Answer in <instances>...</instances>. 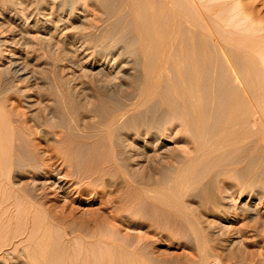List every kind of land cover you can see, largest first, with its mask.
<instances>
[{
    "label": "rangeland",
    "instance_id": "rangeland-1",
    "mask_svg": "<svg viewBox=\"0 0 264 264\" xmlns=\"http://www.w3.org/2000/svg\"><path fill=\"white\" fill-rule=\"evenodd\" d=\"M11 1L15 2L11 7L7 2L6 5H0V118H2L0 122L3 123L0 125L3 129L0 130L5 131L3 134L0 131L1 139L3 138V142L0 139V230L2 232L0 245L5 244L3 250H6L4 254L0 253V264H264L262 241L261 245L259 242L250 245L254 247V252L257 251L255 252L257 259H246L237 256L238 254L231 259L230 250L233 248L230 249V246L226 247L220 242V238L225 236V231L219 227V223H216L215 236L212 237L214 227H211V230L207 227L206 217L202 216L205 213L197 211V207L191 201L195 198L202 202L205 200L204 205H211L212 201L218 202L223 199L235 206L248 200V204L253 202L255 204L260 197H263L264 170L259 171V168L264 165L260 160L264 153V142H260L256 125L252 124L251 116L257 105V101H254L257 99L253 97L255 92L253 89L257 87V83L248 66L237 58V61L241 62L238 64H244L243 67L240 66L243 68L241 71L251 72V74L243 73L249 80L245 84L250 86L253 82L255 86L253 87L252 84V87H246L243 84L246 89L249 88L247 89L249 91L246 92L244 86L242 89L245 92L240 89L241 87L238 88L239 92L235 93L239 98L233 90L224 94L218 87V90L216 89V83H211L210 103L204 98L205 94L199 91L202 101H197L199 104L197 105L194 102L196 87L192 83L194 70L190 64V66L185 65L189 63L186 61L183 65L170 64L163 70L164 75L160 76L163 81L160 78L155 80L157 83L153 88L157 95L154 93L151 99L145 94L146 88H141L140 83L133 80L135 73L139 74V69L142 73L140 64L142 62L138 64L139 69L134 65H136L135 61L140 60L139 57L141 58L144 51L145 54L149 53L152 48L155 49V45L150 47L149 44L141 42L144 34L138 30V27L141 28L140 24H143L144 20L139 12H135L128 5L122 6L121 12L118 11L122 0H84V2L70 0L71 3L67 2L69 0ZM248 1L256 11L264 14V0ZM105 2L112 4L110 6ZM2 23L4 26H1ZM36 24L42 28L47 25L46 31L51 30L50 33L43 31L41 37ZM110 27L112 29H109ZM182 30V33L186 32L183 33L184 38H187H183L184 41L189 42L191 39V34H187L189 30L184 28ZM30 35L33 37L30 38ZM46 35L48 37H44ZM129 38L132 40L134 38V41ZM136 41L138 42L135 43ZM149 43L153 45V41L150 40ZM146 48L149 50H145ZM150 53L146 54L148 61L150 58L154 59V53L151 55ZM246 68L248 69L245 72ZM63 82L66 84L64 85ZM67 84L70 86L69 89ZM156 84L161 86L158 87ZM202 86L200 83L199 90L204 89ZM65 88L72 91L73 97L68 98L67 94L70 95L71 91L65 92ZM202 89L201 91L204 92ZM250 90L253 91V95L247 96L249 92L251 94ZM240 94L243 99L240 98ZM57 95L62 98L58 99ZM243 95L248 99L245 100ZM249 97L254 98L251 99L253 100L251 104L248 102ZM252 104H254L253 108ZM200 105L201 107H197ZM235 105L238 106L235 108ZM50 106L56 109L53 110ZM203 107L204 110L201 111L200 108ZM110 120L112 122H109ZM254 130L257 132L254 133ZM225 132L230 136L228 137ZM44 134L48 135L43 136ZM221 135H225L224 138ZM250 149L252 152H249ZM256 150L260 151L255 152ZM247 153H250L251 158ZM238 160L244 163L241 164ZM259 160L260 162L256 163ZM3 163L6 166L3 165L2 168ZM251 166L258 170L253 171ZM229 167H234L235 171L237 167L238 169L241 167V171H237V174L232 169L233 175L230 173L226 177L225 174L223 175L224 169L231 170ZM243 169L245 170L242 171ZM246 171L249 172V179L246 178L247 174H244ZM48 175H53V180L60 176L65 178L69 185H66V192L60 191L54 184H46V180H49ZM251 175L258 178L259 183ZM250 179L255 183L250 181L251 183L248 184ZM256 182L258 185H255ZM204 184L209 190H206ZM252 184L255 185L254 188ZM239 185H242L241 188L246 191L240 197L237 194L242 190ZM246 185H250L251 189L249 190ZM257 189L261 191L258 192ZM250 191L252 197L249 196ZM232 193H235L234 198L231 197ZM262 207L264 210V205ZM222 230L224 233L221 232ZM10 243L12 245H9ZM15 245L19 247L17 250H14ZM237 246L235 245L234 248ZM27 249L31 253L25 252ZM37 250H41V254Z\"/></svg>",
    "mask_w": 264,
    "mask_h": 264
},
{
    "label": "bare ground",
    "instance_id": "bare-ground-1",
    "mask_svg": "<svg viewBox=\"0 0 264 264\" xmlns=\"http://www.w3.org/2000/svg\"><path fill=\"white\" fill-rule=\"evenodd\" d=\"M19 1V0H18ZM21 1V0H20ZM28 1V0H27ZM44 1V0H43ZM63 1V0H62ZM67 1V0H66ZM72 1V0H71ZM79 1V0H78ZM90 1V0H89ZM93 1V0H92ZM99 1V0H98ZM108 1V0H106ZM5 2H7V5L8 6H13L15 2L11 1V0H8V1H5V0H0V5L3 6V5H6ZM22 2V1H21ZM25 2V1H24ZM31 3V1H29ZM33 2V1H32ZM42 2V1H41ZM67 2H70L67 1ZM84 2V0H83ZM103 4H104V1H102ZM112 3H116V1H111ZM109 3L112 4V3ZM20 3V2H19ZM27 3V2H26ZM55 3V2H54ZM71 3V2H70ZM69 3V4H70ZM73 3V2H72ZM78 3V2H77ZM82 3V2H81ZM86 3V2H85ZM106 4H108L107 2H105ZM118 3V1H117ZM18 4V3H17ZM38 4V3H36ZM64 4V3H63ZM66 4V2H65ZM68 4V3H67ZM102 4V3H101ZM120 4V3H119ZM19 5V4H18ZM27 5V4H26ZM33 5V4H32ZM31 5V6H32ZM46 5V3L44 4ZM85 5V4H84ZM108 5V6H109ZM121 7L118 9L119 12H121L123 10V7L125 5H128L129 8L131 7L132 9L135 10V12H139L141 15H142V19L144 20L143 24H140L142 25L141 28L139 29L138 27V30H141L144 34V37H141L143 38L141 40V42H144V44H149L150 47L154 46V48H152L150 52L154 53V59L150 58V60L148 61L149 58H147L146 54L149 55V53H144L143 51V55L141 56V58L139 57V61H135V64L133 65L138 68L139 65L141 64V69H143L142 73H140V69H139V74L137 75L135 73V77L133 80H135L136 82H139L140 85H141V88H146L145 90H147L145 92V94L148 96V97H151V99H153L152 97L154 96V93H155V87H154V84L157 83L155 80H157L158 78L161 79L160 76L164 75L162 74V72L164 73L163 70H165L168 65H178V64H181L183 65L184 63H186V61H188L189 63L185 64V65H188V66H192L193 70H194V76L192 79V83L195 85H193V87L196 89L195 91V97L192 95V97H194V102H196L197 104V101L201 100L202 101V98L200 93L202 92V94H205V99L207 100V103H210L209 102V98L211 96L210 94V84L211 83H216V89L217 87L220 89V91H223L221 93H224L225 92H228V91H231L233 90L234 93L237 91V93L239 92V90H243V89H246L247 86H249V84H245L246 81L248 82L249 80H247L246 76L243 75L244 71L241 69L243 68H240V66L242 65H247L248 68L251 70L252 72V77L254 78V80L256 81L257 83V87L253 89V91L255 90V92L251 91L252 88H251V94L250 92L248 94H246L247 96L248 95H253L254 93V96L257 100H254V101H257V105L256 107H254L252 104V108L254 107V112H253V117L252 119V124H255L254 127L255 129L257 128L258 130V134H259V139H260V142L263 141L264 142V14H262L261 12L259 11H256V9L253 7V5L251 3H249L248 0H122L121 2ZM21 6V5H19ZM53 6V5H52ZM57 6V5H56ZM106 6V5H105ZM103 6V7H105ZM111 6V5H110ZM114 6V5H113ZM123 6V7H122ZM29 8L30 7H27V6H24V8ZM54 7V6H53ZM74 7V6H73ZM96 7V6H95ZM23 8V9H24ZM37 8V7H36ZM63 8V7H62ZM61 8V9H62ZM18 9V8H17ZM16 9V10H17ZM39 9V8H38ZM79 9V8H78ZM105 9V8H104ZM113 9V7L111 8ZM115 9V8H114ZM35 10V9H34ZM64 10V9H62ZM74 10H76L74 8ZM110 10V9H109ZM129 10V9H128ZM11 11V10H10ZM29 11V10H28ZM27 11V12H28ZM107 11V10H106ZM1 12V11H0ZM23 12V11H22ZM43 12V11H42ZM70 12V11H69ZM74 12V11H72ZM108 12V11H107ZM126 11H124L125 13ZM128 12V11H127ZM58 13V12H57ZM111 13V12H110ZM129 13V12H128ZM30 14L32 15V13L30 12ZM106 14V13H105ZM113 14V13H111ZM127 14V13H126ZM22 15V14H21ZM20 15V16H21ZM24 15V14H23ZM22 15V16H23ZM30 15V16H31ZM37 15V14H36ZM84 15V14H83ZM118 15V14H117ZM128 15V14H127ZM44 17V15H42ZM47 16V14H46ZM59 16V14H58ZM110 16V15H108ZM112 16V15H111ZM10 17V16H9ZM12 17V16H11ZM25 17V16H24ZM113 17V16H112ZM111 17V18H112ZM123 17V15H122ZM127 17V16H126ZM129 17V16H128ZM138 17V16H137ZM136 17V18H137ZM38 18V17H37ZM65 18V17H63ZM135 18V20L137 21V19ZM141 17H139V20H140ZM26 19H28L26 17ZM59 19V18H58ZM83 19V18H82ZM108 19V18H107ZM117 19V18H115ZM141 19V20H142ZM15 20V19H14ZM113 21V19H111ZM123 20V19H122ZM138 20V21H139ZM142 20V21H143ZM67 21V20H66ZM2 22V21H1ZM4 22V21H3ZM26 22V21H25ZM47 22V21H45ZM52 22V21H51ZM57 22V21H55ZM59 22V21H58ZM73 22V21H72ZM116 23V21H114ZM124 22V21H122ZM140 22V21H139ZM41 23V22H40ZM44 23V22H43ZM60 23V22H59ZM84 23V21H83ZM95 23V22H94ZM109 23V22H108ZM112 23V22H111ZM114 23V24H115ZM4 23L1 24V26L3 25ZM29 24V23H28ZM32 24V23H31ZM46 24V23H45ZM55 24V23H54ZM72 24V23H71ZM91 24H93L91 22ZM97 24V23H96ZM125 24V23H123ZM139 24H136V25H139ZM35 25V24H34ZM52 25V24H51ZM83 25V24H82ZM104 25V24H103ZM117 25V23H116ZM118 25L121 26V24L118 23ZM4 26V25H3ZM57 26V25H55ZM73 26V24H72ZM78 26V25H77ZM107 26V25H106ZM112 26V24H111ZM32 27V26H31ZM36 27L37 28V31H39V35L42 37L43 34L42 32L45 31L46 33H48V31H46L48 29V26H44V28L40 27V25L36 24ZM35 27V28H36ZM109 27V25H108ZM113 27V26H112ZM112 27H110L109 29H112ZM34 28V29H35ZM93 28V27H92ZM118 28V27H117ZM122 28V26H121ZM187 29L189 30V33L187 34H191V39L189 40V42H186L184 41V39H187L186 37L184 38V32L182 33V29ZM27 29V28H26ZM50 29V28H49ZM54 29V28H53ZM56 29V28H55ZM87 29V28H86ZM116 29V28H114ZM119 29V28H118ZM132 29V28H131ZM15 30V29H14ZM64 30V29H63ZM68 30V28H67ZM66 30V31H67ZM83 30V29H82ZM108 30V29H107ZM13 30H11V33H12ZM28 31V30H27ZM51 31V30H50ZM49 31V33H50ZM56 31V30H55ZM111 31V30H110ZM125 31V30H124ZM131 31V30H130ZM129 31V32H130ZM80 32V31H79ZM105 31H103L104 33ZM108 32V31H107ZM115 32V31H114ZM117 32H119L117 30ZM188 32V31H187ZM20 33H21V29H20ZM26 33V32H25ZM53 33V32H51ZM59 33V32H58ZM61 33V32H60ZM113 33V32H112ZM123 33V32H122ZM140 33V32H139ZM186 33V32H185ZM28 34V33H27ZM30 34V33H29ZM37 34V33H36ZM62 34V33H61ZM64 34V33H63ZM109 34V33H108ZM114 34V33H113ZM116 34V33H115ZM118 34V33H117ZM142 34V33H141ZM45 35V34H44ZM49 35V34H48ZM52 35V34H50ZM54 35V34H53ZM52 35V36H53ZM73 35V34H72ZM90 35V34H89ZM93 35V34H92ZM101 35H104V34H101ZM110 35V34H109ZM125 35V33H124ZM131 35V33H130ZM134 35V34H133ZM17 36V35H16ZM19 36V35H18ZM22 36V35H21ZM20 36V37H21ZM25 36V35H24ZM28 36V35H27ZM31 36L33 37V35H30V38ZM62 36V35H61ZM82 36V35H81ZM80 36V37H81ZM94 36V35H93ZM99 36V35H98ZM106 36V35H105ZM104 36V37H105ZM127 36V35H126ZM132 36V35H131ZM142 36V35H141ZM44 37H48L47 35L44 36ZM50 37V36H49ZM59 37V36H58ZM83 37V36H82ZM86 37V36H85ZM89 37V36H88ZM101 37V36H100ZM119 38V36H117ZM116 37V38H117ZM125 37V36H124ZM134 37V36H133ZM190 37V36H189ZM12 38V37H11ZM15 38V37H14ZM22 38V37H21ZM29 38V37H28ZM29 38V39H30ZM53 38V37H52ZM73 38V36H72ZM71 38V39H72ZM107 38V37H106ZM128 38V36H127ZM184 38V39H183ZM20 39V38H19ZM33 39V38H32ZM40 39V38H39ZM51 39V38H50ZM56 39V38H55ZM83 40V38H81ZM80 39V40H81ZM114 39V38H113ZM111 39L113 42L114 40ZM122 39V38H121ZM130 40H132L131 38H129ZM21 40V39H20ZM28 39H26L27 41ZM42 40V39H41ZM58 40V39H57ZM61 40V39H60ZM73 40V39H72ZM75 40V39H74ZM91 40H92V37H91ZM101 40V39H100ZM117 40V39H116ZM115 40V42H117ZM119 40V39H118ZM145 40V41H144ZM153 41V45H151L149 43V41ZM9 41V40H8ZM18 41V40H17ZM22 41H24L22 39ZM51 41V40H50ZM86 41V40H85ZM93 41V40H92ZM103 41V40H102ZM106 41V40H105ZM109 41V40H108ZM120 41V40H119ZM128 41V40H127ZM134 41V38L133 40ZM131 41V42H132ZM148 41V43H147ZM36 42V41H34ZM46 42V41H45ZM54 42V41H53ZM52 42V43H53ZM58 42V41H56ZM76 42V41H75ZM90 44H92L90 41H88ZM111 42V41H110ZM121 42V41H120ZM138 41H136L135 43H137ZM140 42V41H139ZM146 42V43H145ZM39 43V41H38ZM88 43V44H89ZM104 43V41H103ZM108 43V42H107ZM118 43V42H117ZM122 43V42H121ZM30 44V42H29ZM27 43V45H29ZM32 44V43H31ZM47 44V43H45ZM58 44V43H57ZM89 44V45H90ZM101 44V43H100ZM100 44H98L100 46ZM106 44V42L104 43ZM116 44V43H115ZM120 45V43H118ZM141 45L143 43H140ZM22 45V44H21ZM26 45V46H27ZM39 45V44H38ZM49 46V44H47ZM47 45H45L47 47ZM63 45V44H62ZM71 45V44H70ZM73 45V44H72ZM83 45V44H82ZM87 45V44H86ZM107 45V44H106ZM109 47H110V44H108ZM112 45V43H111ZM131 45V43H130ZM134 45V43H133ZM138 45V44H137ZM148 45V46H149ZM53 47V45H51ZM79 46V45H78ZM88 46V45H87ZM105 46V45H103ZM118 46V45H117ZM147 46V47H148ZM22 47V46H21ZM29 48L31 46H28ZM36 47V46H35ZM34 47V48H35ZM39 47V46H38ZM56 47V45L54 46ZM72 47V46H71ZM112 47V46H111ZM130 47V46H129ZM132 47V45H131ZM130 47V48H131ZM134 47V46H133ZM141 47V46H140ZM144 47V46H143ZM146 47V46H145ZM149 47V48H150ZM10 48V47H9ZM28 48V49H29ZM63 48V47H62ZM95 48V46L93 47ZM96 48H97V45H96ZM104 48V47H102ZM113 48H114V45H113ZM117 48V47H116ZM119 48V47H118ZM142 48V47H141ZM1 49V48H0ZM27 49V50H28ZM48 49V47H47ZM52 49V48H51ZM50 49V50H51ZM70 49V48H68ZM92 49V47L90 48ZM108 49V48H107ZM121 49V48H120ZM34 50V49H33ZM38 50V49H37ZM36 50V51H37ZM45 50V49H44ZM63 50V49H62ZM89 50V49H87ZM104 50V49H103ZM113 50V49H112ZM111 50V51H112ZM137 50H138V47H137ZM145 50H149V49H145ZM48 51V50H47ZM98 51V50H97ZM110 51V52H111ZM114 51V50H113ZM119 51V50H118ZM130 51V50H129ZM140 51V50H139ZM85 52V51H83ZM105 52V51H104ZM109 52V51H108ZM132 52H133V49H132ZM136 52V51H135ZM141 52V51H140ZM139 52V53H140ZM48 53V52H47ZM93 53V52H92ZM101 53V52H100ZM120 53V52H119ZM131 53V51H130ZM150 53V55L152 54ZM12 54V53H11ZM14 54V53H13ZM45 54V53H44ZM85 54V53H84ZM90 54V53H89ZM99 54V53H98ZM111 54V53H110ZM126 54V53H125ZM134 54V53H133ZM145 54V55H144ZM30 55V53H29ZM104 55V54H103ZM113 55V54H112ZM117 55V54H116ZM132 56V54H130ZM138 55V54H137ZM20 56V55H19ZM18 56V57H19ZM43 56V55H42ZM91 56V55H90ZM121 56V55H120ZM139 56V55H138ZM88 57V56H87ZM107 57V56H106ZM150 57V56H149ZM29 58V57H28ZM39 58V57H38ZM123 58V57H122ZM136 57L134 56V59ZM147 58V59H146ZM237 58H239L238 60H242L243 63L242 65L241 62H238L237 61ZM7 59V58H6ZM86 59V58H85ZM88 59V58H87ZM114 59V58H113ZM117 59V58H116ZM121 59V58H120ZM129 59V58H128ZM133 59V58H132ZM24 60V58H23ZM80 60V59H79ZM179 60V61H178ZM36 61V60H35ZM59 61V59H58ZM63 61V60H62ZM66 61V60H65ZM82 61V60H81ZM89 61V60H88ZM115 61V60H114ZM134 61V60H132ZM11 62V61H10ZM19 62V61H18ZM21 62V61H20ZM50 62V61H49ZM139 62H142L139 64ZM24 63V61H23ZM83 63V62H82ZM127 63V62H126ZM240 63V64H238ZM17 64V62L15 63ZM25 64V63H24ZM33 64V63H31ZM50 64V63H49ZM75 64V63H74ZM85 64V63H84ZM110 64V63H109ZM131 64V63H130ZM139 64V65H138ZM143 64V65H142ZM190 64V65H189ZM21 65V64H20ZM47 65V63H46ZM122 65H124L122 63ZM34 66V65H33ZM38 66V65H37ZM91 66V65H90ZM109 66V65H108ZM111 66V65H110ZM119 66V65H118ZM134 66H132V68H134ZM144 66V67H143ZM187 66V67H188ZM246 66V67H247ZM11 67V66H10ZM13 67V66H12ZM42 67V66H41ZM61 67V66H60ZM81 67V66H80ZM124 67V66H122ZM171 67V66H170ZM243 67V66H242ZM245 67V66H244ZM16 68V67H15ZM21 68V67H20ZM24 68V66H23ZM43 68V67H42ZM101 68V67H100ZM112 68V66H111ZM120 69V67H117V69ZM245 70V72L247 71V69ZM2 69V68H1ZM6 69V68H5ZM10 69V68H9ZM103 69H105L103 67ZM116 69V70H117ZM191 69V68H190ZM16 70V69H15ZM27 70V69H26ZM42 70V69H41ZM63 70V69H62ZM71 70V69H70ZM98 70V69H97ZM96 70V71H97ZM114 70V69H113ZM115 70L116 73H118L117 71ZM136 70V69H134ZM249 70V71H250ZM21 71V70H20ZM23 71V69H22ZM33 71V70H32ZM90 71V69H89ZM93 71V70H92ZM95 71V72H96ZM100 71V70H98ZM104 71V70H103ZM108 71V70H107ZM120 71V70H119ZM129 71V70H128ZM187 71V70H186ZM191 71V70H190ZM29 72V71H28ZM63 72V71H62ZM94 72V71H93ZM121 72V71H120ZM134 72V71H133ZM250 73H247V74H251ZM67 73V72H66ZM84 73V72H83ZM99 73V72H98ZM114 73V72H113ZM124 73V72H123ZM175 73V72H174ZM178 73V72H177ZM244 73V74H246ZM29 74V73H28ZM74 74V73H73ZM162 74V75H161ZM8 75V74H7ZM34 75V74H33ZM114 75V74H113ZM118 75V74H117ZM186 75V74H185ZM60 76V75H59ZM63 76V75H62ZM184 76V75H183ZM249 76V75H248ZM29 77V76H28ZM48 77V76H47ZM114 77V76H113ZM116 77V76H115ZM168 77V76H167ZM166 77V78H167ZM40 78V77H39ZM59 78V77H58ZM75 78V77H74ZM163 78V77H162ZM250 78V77H249ZM24 79V78H23ZM45 79V78H44ZM65 79V78H64ZM76 79V78H75ZM74 79V80H75ZM218 79V80H217ZM252 79V78H251ZM250 79V80H251ZM19 80V79H18ZM58 80V79H57ZM163 81V79H161ZM160 80V81H161ZM26 81V80H25ZM59 81V80H58ZM57 81V82H58ZM76 81V80H75ZM132 81V80H131ZM194 81V82H193ZM217 81V82H216ZM253 81V79H252ZM254 81V82H255ZM129 82V81H128ZM55 83V82H54ZM60 83V82H59ZM58 83V84H59ZM64 85L66 84V82H63ZM159 83V81H158ZM163 83V82H162ZM202 84L204 87V92L201 91V89L199 90V84ZM251 83V82H249ZM255 83V84H256ZM245 84V85H243ZM253 84V82L250 84L249 87H252L251 85ZM71 85V84H70ZM84 85V84H83ZM86 85V83H85ZM160 85V84H159ZM158 84H156V86L159 87ZM63 86V85H61ZM136 86V85H135ZM138 86V85H137ZM161 86V85H160ZM191 86V85H190ZM245 88H244V87ZM67 87L69 89V84H67ZM78 87V86H76ZM92 87V86H91ZM154 87V88H153ZM192 87V86H191ZM215 87V86H214ZM241 87V88H240ZM243 87V89H242ZM253 87L254 84H253ZM31 88V87H30ZM29 88V89H30ZM59 88V87H58ZM62 87H60L61 89ZM194 88H191L194 90ZM240 88V89H238ZM67 89V90H68ZM73 89V87H72ZM95 89V88H94ZM157 89V88H156ZM249 89V88H247ZM246 89V92H248L249 90ZM53 90V88H52ZM51 90V91H52ZM66 88L64 89V91L66 92L67 91ZM75 90V89H74ZM89 90V89H88ZM218 90V89H217ZM59 91V90H57ZM69 92L71 90H68ZM67 91V92H68ZM76 91V90H75ZM74 91V92H75ZM83 91V90H82ZM85 91V90H84ZM96 91V90H94ZM189 91V90H188ZM200 91V93H199ZM244 91V90H243ZM62 92V91H61ZM73 92V93H74ZM78 92V91H77ZM93 92V91H92ZM143 92V93H144ZM193 92V91H191ZM217 92V91H215ZM214 92V93H215ZM245 92V91H244ZM253 92V93H252ZM55 93V92H54ZM58 93V92H57ZM60 93V92H59ZM58 93V94H59ZM63 93V92H62ZM157 93V92H156ZM155 93V95H157ZM190 93V92H189ZM237 93H235L237 95ZM243 93V92H242ZM65 94V93H64ZM72 94V91L69 94H67L68 98ZM81 94V93H80ZM80 94L78 96H80ZM93 94V93H92ZM137 94V93H136ZM194 94V93H192ZM217 94V93H215ZM245 94V93H243ZM76 95V93H75ZM99 95V94H98ZM138 95V94H137ZM191 95V94H190ZM242 94H240V98L242 97L241 96ZM246 95H243L245 96V100L247 98ZM59 95H57L58 97ZM63 96V95H62ZM66 95H64L65 97ZM143 96V95H142ZM145 96V95H144ZM224 96V95H223ZM26 97V96H25ZM56 99L57 97L54 96ZM73 97V96H72ZM102 97V95H101ZM110 97V96H109ZM215 97V96H214ZM238 97V95H237ZM62 97H58V99H61ZM67 98V99H68ZM75 98V97H74ZM239 98V97H238ZM98 99V98H97ZM132 99V98H131ZM143 99V98H142ZM150 99V98H149ZM212 99V98H211ZM216 99V98H215ZM221 99V98H220ZM243 99V97H242ZM241 99V100H242ZM248 99V98H247ZM251 99H254V98H250L249 97V100ZM48 100V99H47ZM76 100V99H74ZM156 100V98H155ZM193 100V99H192ZM240 100V99H238ZM248 102H252L253 100L249 101ZM56 101V100H55ZM64 100H62L63 102ZM72 101V100H71ZM106 101V100H105ZM215 101V100H214ZM244 101V100H243ZM37 102V101H36ZM40 102V101H39ZM46 102V101H45ZM193 102V103H194ZM237 102V101H236ZM38 103V102H37ZM36 103V104H37ZM57 103V101H56ZM74 103V102H73ZM72 103V104H73ZM145 103V102H144ZM149 103V102H148ZM192 103V104H193ZM212 103V102H211ZM239 103V101L237 102ZM236 103V104H237ZM247 103V101L245 102ZM255 103V102H254ZM30 104V103H29ZM60 104V103H59ZM70 104V103H69ZM77 104V103H76ZM106 104V103H105ZM200 104L202 105V103L200 102ZM214 104V103H213ZM217 105V103H215ZM230 104V103H229ZM240 104V103H239ZM251 104V103H250ZM31 105V104H30ZM34 105V104H33ZM58 105V104H57ZM71 105V104H70ZM140 105V104H139ZM146 105V104H145ZM151 105V104H150ZM153 105V104H152ZM156 105V104H155ZM199 105V104H197ZM200 106H197V107H201ZM242 105V104H241ZM244 105V104H243ZM32 106V105H31ZM42 106V105H41ZM51 106H53L51 104ZM50 106V107H51ZM78 106V105H77ZM107 106V105H106ZM192 106H195V105H192ZM205 107V105H203ZM236 106L238 105H235V108ZM248 106V105H247ZM40 107V106H39ZM55 107V106H54ZM142 107V106H141ZM156 106H154L155 108ZM204 107L203 108H200L201 111L202 109L204 110ZM207 107V105H206ZM216 107V106H215ZM232 107V106H231ZM32 108V107H31ZM46 108V107H44ZM43 108V110H45ZM52 108V107H51ZM60 107H58L57 109L59 110ZM93 108V107H92ZM99 110H100V107H98ZM136 108V107H135ZM138 108V107H137ZM148 108V107H147ZM243 108V107H242ZM38 109V107H37ZM47 109V108H46ZM50 109V108H49ZM53 110L56 109V108H52ZM70 109V108H69ZM74 109V108H72ZM96 109V108H95ZM112 109V108H111ZM196 109V107H195ZM52 110V112H53ZM62 110V109H61ZM68 110V109H66ZM76 110V109H75ZM74 110V111H75ZM78 110V109H77ZM76 110V111H77ZM105 110V109H104ZM157 110V109H156ZM198 110V109H197ZM211 110H212V107H211ZM39 111V109H38ZM46 111V110H45ZM57 111V110H56ZM63 111V110H62ZM71 111V110H70ZM98 111V110H97ZM108 111V110H107ZM154 111V110H153ZM218 111V110H217ZM240 111V110H239ZM238 111V112H239ZM42 112V111H41ZM47 112V111H46ZM45 112V113H46ZM60 112V110H59ZM73 112V111H72ZM127 112V111H126ZM156 112V111H155ZM207 112V111H206ZM215 112V111H214ZM36 113V112H35ZM39 114V112H37ZM50 113V112H49ZM58 113V112H56ZM75 113V112H74ZM109 113V112H107ZM153 113V112H152ZM198 113V112H197ZM202 113V112H201ZM32 114V113H31ZM34 114V113H33ZM37 114V115H38ZM42 114V113H41ZM112 114V112H111ZM124 114V113H123ZM56 116H58L57 114H55ZM122 115V114H121ZM157 115V114H156ZM203 115V113H202ZM239 115V114H238ZM5 116V114H4ZM32 116V115H31ZM36 116V115H35ZM45 116V115H43ZM111 116V115H110ZM117 116V115H116ZM115 116V117H116ZM158 116V115H157ZM162 116V115H161ZM160 116V118H161ZM201 116V115H200ZM42 117V116H41ZM40 117V118H41ZM53 117V116H52ZM113 117V116H111ZM110 117V118H111ZM150 117V116H149ZM208 117V116H207ZM6 118V116H5ZM46 119V117H44ZM109 118V117H108ZM107 118V119H108ZM109 118V119H110ZM158 118V117H157ZM2 119V118H0ZM14 119V118H13ZM31 119V118H30ZM37 119V117H36ZM42 119V118H41ZM48 119V117H47ZM106 119V118H104ZM212 119V118H211ZM5 120V119H4ZM8 120V119H7ZM17 120V119H16ZM15 120V121H16ZM34 120V119H33ZM158 120V119H157ZM156 120V121H157ZM182 120V119H181ZM213 120V119H212ZM231 120V119H230ZM1 121V120H0ZM143 121V120H142ZM159 121V120H158ZM13 122V121H12ZM107 122V121H106ZM109 122H112V120H110ZM194 122V121H193ZM202 122V121H201ZM209 122V121H208ZM231 122V121H230ZM29 123V122H28ZM27 123V124H28ZM105 123L104 121L102 122V124ZM206 123V122H205ZM229 123V122H228ZM7 124V123H6ZM25 124V122H24ZM108 124V123H107ZM105 124V126L107 125ZM198 124V123H197ZM0 125H3V123L0 122ZM9 125V124H8ZM31 125V124H30ZM41 125V124H39ZM104 125V124H103ZM102 125V126H103ZM123 125V124H122ZM219 125V124H218ZM245 125V124H244ZM250 125V124H249ZM12 126V125H10ZM181 126V125H180ZM235 126V125H234ZM27 127V126H26ZM40 126H38L39 128ZM43 127V126H42ZM125 127V126H124ZM201 127V126H200ZM237 127V126H236ZM252 127V125H251ZM8 129V127H6ZM37 128V127H36ZM37 128V129H38ZM198 128V127H197ZM203 128V127H201ZM205 128V127H204ZM223 128V127H222ZM0 129H3V128H0ZM43 129V128H42ZM127 129V128H126ZM130 129V128H129ZM167 129V127H166ZM220 129V128H219ZM218 129V130H219ZM5 130V128H4ZM10 130V129H9ZM257 130H254V133L255 131L257 132ZM1 131V130H0ZM50 131V130H49ZM127 131V130H126ZM244 131V129H243ZM242 131V133H243ZM247 131V130H246ZM2 132V131H1ZM5 132V131H4ZM2 132V134L4 133ZM10 132V131H8ZM36 132V131H35ZM124 132V131H123ZM129 132V131H128ZM127 132V133H128ZM46 133V132H45ZM126 133V134H127ZM185 133V132H184ZM223 133V132H222ZM1 134V133H0ZM43 134V133H42ZM121 134V133H120ZM226 134V132H225ZM239 134V133H238ZM257 134V135H258ZM38 135V134H37ZM45 135H48V134H44L43 136ZM227 135V134H226ZM232 135V134H231ZM241 135V134H240ZM4 136V135H3ZM124 136V135H123ZM126 136V135H125ZM134 136V135H133ZM222 138H224L223 135H221ZM228 137L230 136L229 134L227 135ZM235 136V135H234ZM238 136V135H237ZM74 137V136H73ZM76 137V136H75ZM143 137V136H142ZM227 137V138H228ZM77 138V137H76ZM80 138V137H79ZM123 138V137H122ZM226 138V137H225ZM226 138V139H227ZM233 139H235L234 137H232ZM231 138V140H232ZM237 138V137H236ZM258 138V137H257ZM0 139H1V136H0ZM5 139H6V136H5ZM8 139V138H7ZM221 139V138H220ZM256 139V138H255ZM254 139V140H255ZM1 141L3 142V138L1 139ZM82 141V140H80ZM223 141V140H222ZM225 141V139H224ZM223 141V142H224ZM259 141V140H258ZM1 142V143H2ZM6 142V141H5ZM83 142V141H82ZM124 142V140L122 141V143ZM11 143V142H10ZM225 143V142H224ZM232 143V142H231ZM81 144V143H80ZM121 144V143H120ZM257 144V143H256ZM118 145V144H117ZM122 145H125V144H122ZM127 145V144H126ZM158 145V144H157ZM255 145V144H254ZM261 145V144H259ZM5 146H6V143H5ZM9 146V144H8ZM144 146V145H143ZM257 146V145H256ZM11 147V146H10ZM122 147V146H121ZM123 147H126V146H123ZM128 147V146H127ZM165 147V146H163ZM162 147V148H163ZM190 147V146H189ZM254 147V146H253ZM259 147V146H258ZM167 148V146H166ZM165 148V149H166ZM255 148V147H254ZM260 148V147H259ZM5 149V147H4ZM3 149V150H4ZM171 149V147H170ZM189 149V148H187ZM191 149V148H190ZM252 149V148H251ZM250 149V150H251ZM8 150V149H7ZM127 150V149H126ZM159 150V149H158ZM163 150V149H161ZM182 150V149H181ZM248 150V149H247ZM249 152H252V150ZM9 151V150H8ZM165 151V150H163ZM172 151V149H171ZM188 151V150H187ZM186 151V152H187ZM192 150H190L191 152ZM258 150H256L255 152H257ZM260 151V150H259ZM258 151V152H259ZM127 152V151H126ZM129 152V151H128ZM132 152V151H131ZM160 152V151H159ZM182 152H185V151H182ZM181 152V153H182ZM264 152V150H263ZM1 153V152H0ZM153 153V152H152ZM167 153V152H166ZM5 154V153H4ZM163 154V153H162ZM161 154V155H162ZM189 154V153H187ZM248 154V153H247ZM257 154V153H255ZM254 154V155H255ZM259 154V153H258ZM263 156H264V153H262ZM261 154V155H262ZM15 155V154H14ZM135 158V155L132 154ZM151 155V154H150ZM181 155V154H180ZM183 155V154H182ZM250 153L248 154V157ZM167 156V155H166ZM172 156V155H171ZM177 156V155H176ZM257 156V155H256ZM263 156H261L260 160L264 162V159ZM137 157V155H136ZM152 157V156H151ZM132 158V157H131ZM167 158V157H165ZM164 158V159H165ZM170 158V157H169ZM244 157H242L243 159ZM251 158V157H250ZM159 159V158H158ZM246 159V158H245ZM249 159V158H248ZM253 159V158H252ZM168 160V159H167ZM257 161L256 163L260 162ZM4 161V160H3ZM166 161V160H164ZM233 161V160H232ZM240 161V160H238ZM244 161V159H243ZM245 161H249V160H245ZM251 161V160H250ZM5 162V161H4ZM241 164L244 163L242 161H240ZM252 162V161H251ZM158 163V162H157ZM165 163V162H164ZM167 163V162H166ZM235 163V161H234ZM142 164V163H141ZM160 164V163H159ZM236 164H239V163H236ZM235 164V165H236ZM261 164V163H260ZM4 165V163L1 165V167ZM14 165V164H13ZM155 165V164H154ZM259 164H255V166H258ZM6 166V165H4ZM3 166V167H4ZM16 166V165H15ZM166 166V165H164ZM229 166V165H228ZM231 166V165H230ZM237 166V165H236ZM250 166V165H249ZM260 166V165H259ZM262 166V168H261ZM260 168H259V171L260 169L264 170V165H261ZM2 167V168H3ZM156 167V166H155ZM227 167V166H226ZM252 167V166H251ZM250 167V169H251ZM1 168V169H2ZM8 168H11V167H8ZM158 168V167H157ZM230 168V167H229ZM241 168V167H240ZM239 168V169H240ZM253 171H255L256 168H254V166L252 167ZM61 169V168H60ZM223 169V168H222ZM228 169V168H227ZM231 170H225L224 169V173L223 175L225 174L226 177L227 175H229L230 173L234 172L237 173V171H241V169L239 170L238 167H237V170L235 171V168H230ZM233 169V170H232ZM246 169V167H245ZM245 169H243L242 171H244ZM249 169V168H248ZM4 170V169H3ZM57 170V169H56ZM258 170V168L256 169ZM262 170V171H263ZM2 171V170H1ZM7 171V170H6ZM15 171V170H14ZM58 171V170H57ZM252 171V172H253ZM243 173V172H241ZM264 173V171H263ZM262 173V174H263ZM48 174V173H46ZM238 174V173H237ZM244 174H247L246 178H250L249 177V172L246 171L244 172ZM253 174V173H252ZM64 175V174H63ZM224 175V176H225ZM233 175V173H232ZM235 175V174H234ZM49 176V180L47 179L46 180V184H54L55 187H57L60 191H63V192H66V185L69 186L67 184V181L65 178L63 177H58V179H55L53 180V175H48ZM223 176V178H224ZM253 177V175H251ZM229 177V176H228ZM264 177V176H263ZM262 177V178H263ZM210 178V177H209ZM232 178V177H230ZM235 178H238L235 176ZM254 178V177H253ZM52 179V180H51ZM256 179V180H255ZM258 178H254L255 181H257L259 183V181L257 180ZM45 180V179H44ZM209 180V179H208ZM207 180V181H208ZM220 180V179H219ZM224 180V179H223ZM237 180V179H236ZM239 180V179H238ZM241 180V179H240ZM250 181H253V180H248V184L251 183ZM39 182V181H38ZM225 182V181H224ZM228 182V181H227ZM240 182V181H238ZM243 182V181H242ZM245 182V181H244ZM256 182L255 185H258ZM40 183V182H39ZM44 183V182H43ZM42 183V184H43ZM253 183H255L253 181ZM264 183V181L262 182ZM208 184V183H206ZM239 184H242V183H239ZM245 184V183H243ZM242 184V185H243ZM205 185V184H204ZM224 185V184H222ZM235 185V184H234ZM241 185V186H242ZM254 185V186H255ZM264 185V184H263ZM49 186V185H48ZM79 186V184H78ZM225 186V185H224ZM240 186V185H239ZM240 186V188H241ZM250 185H246V187H249ZM253 186V184H252ZM253 186V188H254ZM261 186V185H260ZM112 188V187H111ZM205 188H206V185H205ZM209 188V187H208ZM226 189V188H225ZM233 189V188H232ZM237 189V188H236ZM242 190H240L237 194H238V197L241 196L242 193L246 192V191H243V188H241ZM249 190L251 189L250 187L248 188ZM256 189V187H255ZM264 186H262V192L264 191ZM206 190H209L206 188ZM247 190V189H246ZM258 190V189H257ZM51 191V190H50ZM200 191V190H199ZM228 191V190H227ZM226 191V192H227ZM256 191V190H255ZM261 191L260 189L258 190V192ZM232 192V191H231ZM252 191L249 192V196L252 197ZM256 192V193H258ZM72 193V192H71ZM208 193V192H207ZM255 194V193H253ZM259 194V193H258ZM212 195V194H211ZM245 195V194H244ZM256 195V194H255ZM253 195V196H255ZM191 196V195H190ZM189 196V197H190ZM196 196V195H195ZM193 196V197H195ZM225 196V195H224ZM235 196V193H232L231 197L234 198ZM259 196V195H257ZM256 196V197H257ZM192 197V196H191ZM190 197V198H191ZM198 198V197H196ZM231 198V199H232ZM255 198V197H253ZM259 198V197H258ZM229 199V198H228ZM235 200V199H234ZM191 201H193V203L195 204V207L197 211H202V213L204 212L205 214H203L202 216L205 215L206 219H205V222H206V225L207 227H210L209 229L211 230V227H214V231L212 232V237L215 236V226H216V223H219V227L221 229H223L225 231V236H222V238H220V242L225 245L226 247L227 246H230L229 248L232 249L230 250L229 252L232 254V256H240V257H244L246 259H254L255 258V252H257L255 250L254 252V247H250V245L252 246V243L254 244L255 242H259L260 245H261V241H262V245L264 246V210H263V207L261 208L262 205H264V194H263V197L259 200H257V202H255V204H248L249 200L246 201L245 203L243 202V204H237L235 206L233 205H230L232 203H228L227 201L225 200H221V201H212L211 202V205H204L205 204V200L202 202L200 200H196L195 198H193ZM230 201V200H229ZM188 203V202H187ZM204 203V204H203ZM189 204V203H188ZM193 204V205H194ZM191 205V204H190ZM195 210V209H194ZM193 211V210H192ZM200 213V212H198ZM201 213V214H202ZM196 214V213H195ZM200 214V215H201ZM201 216V217H202ZM204 220V219H203ZM5 227V225H3ZM219 229V228H218ZM210 230L208 232H210ZM223 230L221 232H223ZM45 231V230H44ZM217 231V230H216ZM1 230H0V234H1ZM48 233V232H47ZM46 233V234H47ZM224 233V232H223ZM224 235V234H222ZM47 237V236H46ZM212 237L210 238L212 240ZM44 238V237H43ZM50 239V238H49ZM43 241V240H42ZM46 241V240H45ZM44 241V242H45ZM41 242V241H40ZM37 243V242H36ZM40 244V243H39ZM42 244V243H41ZM48 244V243H46ZM46 244H44V246H46ZM211 244V243H210ZM5 244H1L0 245V253L6 251H4L3 249V246ZM9 245H12V243H10ZM235 245H238L240 246V248H238V246L236 248ZM33 246V245H32ZM225 246H222V247H225ZM43 247V246H41ZM48 247V246H47ZM215 247V246H213ZM221 247V248H222ZM19 247L18 245H15L14 246V250H17ZM32 248V247H30ZM37 248V247H36ZM220 248V247H219ZM257 248V247H256ZM255 248V249H256ZM24 249V248H23ZM42 249V248H41ZM45 249V248H43ZM225 249V248H224ZM236 249V250H234ZM264 249V248H263ZM33 250V249H32ZM29 250L27 249V251L25 252H28ZM38 251V250H37ZM41 250H39L38 252L40 253ZM47 251V250H46ZM49 251V250H48ZM223 251V250H221ZM227 251V250H226ZM259 251V250H258ZM261 252V251H260ZM23 253V252H22ZM31 253L28 252V254ZM49 253V252H48ZM47 253V254H48ZM212 253V252H211ZM41 254V253H40ZM44 254V253H43ZM50 254V253H49ZM225 254V253H224ZM234 254V255H233ZM261 254V253H260ZM1 255V254H0ZM7 255V254H6ZM15 255V254H14ZM31 255V254H30ZM29 255V256H30ZM226 255V254H225ZM34 256V255H33ZM51 256V255H50ZM214 256V255H212ZM211 256V258H212ZM226 256H230V255H226ZM32 257V255H31ZM45 257V256H44ZM218 257V255L216 256ZM215 257V259H216ZM224 257V255H223ZM50 258V257H49ZM221 258V257H220ZM228 258V257H227ZM263 258V257H262ZM224 259V258H223ZM233 259V257L231 258ZM239 259V258H238ZM237 259V260H238ZM257 259V258H255ZM259 259V258H258ZM227 260V259H225ZM223 260V261H225ZM219 261V260H218ZM222 261V262H223ZM50 262V260L48 261ZM221 262V261H219ZM230 262V261H229ZM234 263V262H233ZM257 263V262H255ZM261 263V262H260ZM46 264V263H45ZM48 264V263H47ZM64 264V263H63ZM71 264V263H70Z\"/></svg>",
    "mask_w": 264,
    "mask_h": 264
}]
</instances>
